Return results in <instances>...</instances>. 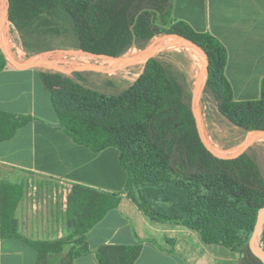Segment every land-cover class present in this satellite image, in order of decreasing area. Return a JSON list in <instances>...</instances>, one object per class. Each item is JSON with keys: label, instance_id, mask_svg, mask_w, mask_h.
<instances>
[{"label": "trees", "instance_id": "trees-1", "mask_svg": "<svg viewBox=\"0 0 264 264\" xmlns=\"http://www.w3.org/2000/svg\"><path fill=\"white\" fill-rule=\"evenodd\" d=\"M10 2V22L36 53L63 46L119 57L133 48L144 49L166 33L191 39L209 55L204 91L213 99L216 112L245 131L264 128V79L261 98L236 100L226 75L227 48L212 34L174 21V0ZM161 44L168 45L166 41ZM7 66L0 49V71ZM40 76L51 94L57 127L94 152L116 147L128 178L120 192L74 184L67 211L74 233L56 241H33L17 233L15 210L22 186L3 181L1 235L33 245L39 262L73 241L79 246L70 251L73 258L89 250L86 234L126 193L153 220L198 230L206 243L238 252L239 264H264L248 246L264 207L262 167L250 151L235 159H221L206 148L193 116L187 75L176 63L154 56L141 75L118 92L90 85L82 70H41ZM103 83L115 86L112 80ZM31 119L0 109V141L11 139ZM261 245L264 248V228ZM141 251V244H105L98 248L97 257L99 264H135Z\"/></svg>", "mask_w": 264, "mask_h": 264}, {"label": "crops", "instance_id": "crops-1", "mask_svg": "<svg viewBox=\"0 0 264 264\" xmlns=\"http://www.w3.org/2000/svg\"><path fill=\"white\" fill-rule=\"evenodd\" d=\"M172 19L225 45L226 75L236 100L261 98L264 0H174ZM40 71L12 65L0 71V109L32 118L11 139L0 141V264H99L97 250L105 244H141L135 264H239L238 252L206 243L187 225L153 220L126 193L86 234L89 250L73 258L70 251L79 249L73 241L39 262L33 245L1 235L3 181L22 186L15 210L17 233L33 241H56L74 233L67 222L74 184L120 192L128 178L116 147L94 152L57 127L59 119Z\"/></svg>", "mask_w": 264, "mask_h": 264}, {"label": "rangeland", "instance_id": "rangeland-1", "mask_svg": "<svg viewBox=\"0 0 264 264\" xmlns=\"http://www.w3.org/2000/svg\"><path fill=\"white\" fill-rule=\"evenodd\" d=\"M4 8L5 2L4 0H0V20L4 15ZM9 21L10 20L7 22ZM6 29V32H8L6 45H12L11 53L19 61H30L29 63H31L41 59L40 55L34 52L23 41L13 23L12 28L7 25ZM163 35L155 37L146 47L154 43L157 38ZM11 37L14 40H10ZM173 38H176L174 41L176 43L164 46L156 53V56L159 55L173 61L185 71L190 89L193 93L194 86L197 83L200 71L205 62L201 61L202 57L199 50L185 41H179L178 37L173 36ZM146 47L141 50L133 48L122 57H129L131 53L140 54L146 49ZM58 48L67 47L60 46ZM49 58L52 60V63L48 66L41 67V70H60L70 73L75 68H81L80 70L84 71L85 78L90 85L94 86V84H99L102 86L101 89L106 90L107 92H118L130 86L141 75L146 64V61H139L137 63L117 64L114 66V61L112 60L95 58L88 55L67 54L63 52H53ZM7 63L8 65H12L8 60ZM107 80H112L115 86L104 85L103 82ZM204 90L205 87L199 94V118L202 122L208 143L225 154L238 152L246 143L251 131H245L219 115L216 112V105L213 103V99L208 98V95ZM248 151L257 157L264 173V140H257Z\"/></svg>", "mask_w": 264, "mask_h": 264}, {"label": "water", "instance_id": "water-1", "mask_svg": "<svg viewBox=\"0 0 264 264\" xmlns=\"http://www.w3.org/2000/svg\"><path fill=\"white\" fill-rule=\"evenodd\" d=\"M4 2H5L4 15L9 18L10 9H11V2H10V0H4ZM1 20H0V22H1ZM1 36H2V31L0 28V49H1L2 53L4 54L5 58L12 64V66L19 68V69H33V68H41L43 66H46L47 58L53 52H63V53H67V54L88 55V56H92L95 58L112 60V61H114V63H113L114 66L117 64L137 63L139 61H146L147 62L150 58L156 56V53L161 48L164 47L161 44L163 39L170 37V36L178 37L179 41H185L188 44H190L191 46H193L194 48H196L197 50H199L205 58L204 66H203L202 70L200 71L197 83L193 89L192 112H193V116H194L197 128L199 130L200 137H201L203 143L205 144L206 148L213 155H215L221 159H235V158L242 156L246 152H248V150L251 148V146L257 141L259 135L264 133V128L255 129V130L251 131L249 136H248L246 143L244 144V146L238 152L231 153V154L222 153L208 143L207 138H206L205 133H204L202 122H201V120L199 118V114L197 113V110H196L195 102H196L197 94L199 93L200 90L202 91V89L205 87V85L207 83L208 75H209L210 58H209V55L207 54V52L202 47H200L197 43H195L191 39H188L182 35L166 33L163 36L157 38L154 43H152L151 45L146 47V49L142 53H140V54L131 53L129 57H122V56L113 57V56H110L107 54H98V53L85 51V50H81V49L78 50V49H71V48H55L53 50H48V51L38 53L40 55L41 59L36 60L34 62H31V63H24V62L19 61L11 53V51L4 48L1 44ZM175 43L176 42H171L168 45H173ZM80 69L81 68H75L72 71L80 70ZM62 72H64V71H62ZM263 228H264V207L259 211L257 222H256L255 227H254V229H253V231L250 234L249 239H248V246H249L250 250L252 251V253L264 262V248L261 245V232H262Z\"/></svg>", "mask_w": 264, "mask_h": 264}, {"label": "bare ground", "instance_id": "bare-ground-1", "mask_svg": "<svg viewBox=\"0 0 264 264\" xmlns=\"http://www.w3.org/2000/svg\"><path fill=\"white\" fill-rule=\"evenodd\" d=\"M9 20V18L7 17V16H5V15H3L2 16V20H1V22H0V28H1V31H2V39H1V44H2V46L4 47V48H6L7 49V47H6V39H7V33L8 32H6V27H7V25L9 26V27H11L12 28V23L9 21V22H7ZM7 23V24H6ZM10 31V30H9ZM171 38H173V37H168V38H165V39H163L162 40V42H164V41H166L167 42V44H169V43H171V42H174V40H172ZM11 39H13L12 37L10 38V40ZM14 40V39H13ZM183 42V41H182ZM11 48H12V45L11 44H8ZM163 46H166L165 44H162ZM202 56H203V54H202ZM69 57V56H68ZM198 61V60H197ZM30 62V61H29ZM28 61L27 62H24V63H29ZM202 62H205V58H204V56H203V59H202ZM52 63V60L48 57L47 58V62H46V66H48V65H50ZM199 64H201V63H199ZM145 67V66H144ZM143 70V69H142ZM141 70V71H142ZM112 73V72H111ZM196 78V77H195ZM196 81V80H195ZM201 93V90L199 91V93L197 94V97H196V102H195V106H196V110H197V113L198 114H200V101H199V94ZM260 138H262V140H264V133H262V134H260L259 135V137H258V139L257 140H261Z\"/></svg>", "mask_w": 264, "mask_h": 264}]
</instances>
